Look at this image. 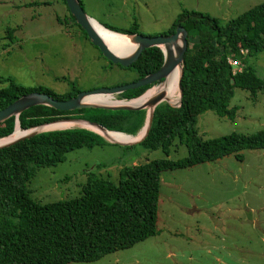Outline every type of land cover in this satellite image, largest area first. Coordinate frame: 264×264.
Wrapping results in <instances>:
<instances>
[{
    "label": "rangeland",
    "instance_id": "1",
    "mask_svg": "<svg viewBox=\"0 0 264 264\" xmlns=\"http://www.w3.org/2000/svg\"><path fill=\"white\" fill-rule=\"evenodd\" d=\"M80 1L85 14L100 25L127 28L136 22L144 33L157 34L171 25L181 9L207 13L224 22L264 0ZM66 17L61 0H0V78L55 93L110 87L135 79L134 71L107 62ZM7 28L14 30L11 42L4 38ZM247 63L258 77L264 76V52L247 58ZM231 106L237 108L232 119L208 109L198 114L197 135L207 139L264 128V91L251 98L247 90L234 87ZM75 127L81 126L71 128ZM100 137V145L75 148L65 152L63 161L36 168L26 183L30 197L41 204L73 198L80 194L87 172L116 183L121 167L164 157L160 149ZM239 153L241 159L229 154L162 171L156 234L98 260L68 264H264V149ZM185 155V146L175 140L167 158Z\"/></svg>",
    "mask_w": 264,
    "mask_h": 264
},
{
    "label": "trees",
    "instance_id": "2",
    "mask_svg": "<svg viewBox=\"0 0 264 264\" xmlns=\"http://www.w3.org/2000/svg\"><path fill=\"white\" fill-rule=\"evenodd\" d=\"M66 11L72 25L86 38L67 8ZM177 25L187 32L179 105L172 107L164 102L156 105L149 129L138 142L146 149H160L164 157L121 167L116 183L87 172L78 196L41 204L30 197L26 188L35 169L55 165L63 161L65 152L100 145L103 139L93 131L75 127L39 132L0 147V264L91 262L129 248L156 234L162 171L188 168L229 154L241 159V150L264 149V128L253 133L231 132L202 139L194 127L197 115L207 109L218 117L232 119L237 108L228 107V103L234 87L247 90L251 98L257 91H264V76L258 77L253 66L247 63V58L264 52V1L224 22L207 13L181 9L171 25L158 34L172 33ZM102 26L120 34H131L136 24L127 28ZM13 31L5 29L7 41L11 42ZM227 58L238 60L239 70L232 72ZM161 61L159 48L150 47L125 68L134 71V81L155 71ZM0 83L4 84L0 87V109L31 91L47 93L57 100L67 99L79 91L72 88L55 93L41 86L23 87L9 77L0 78ZM149 86L125 90L117 97L134 98ZM74 112L108 131L128 135H135L145 118L143 109L59 111L35 105L17 116L18 126L25 130ZM13 125L12 116L1 122L0 138L9 135ZM175 140L185 146L186 155L171 160L167 154Z\"/></svg>",
    "mask_w": 264,
    "mask_h": 264
},
{
    "label": "water",
    "instance_id": "3",
    "mask_svg": "<svg viewBox=\"0 0 264 264\" xmlns=\"http://www.w3.org/2000/svg\"><path fill=\"white\" fill-rule=\"evenodd\" d=\"M64 2H65V6L69 14L74 18L75 23L78 24L79 27L84 31L85 36L88 39V41L94 47L98 49L101 56L105 58L107 61H109L112 64H118L121 67H127L131 65L138 58V56L144 49H147L150 47H158L162 53V61H161L160 66L155 71L151 73H147L146 75L140 78H137L134 81L124 83L121 85H114L110 87H97V88H93L89 90L78 91L74 96L69 97L67 99H62V100L54 99L49 94L43 93V92H37V91L28 92L26 94L18 96L17 98L12 100L10 103H8L6 106L0 109V123L6 120L8 117H11V116L14 117L13 130L11 131L12 133L14 131L16 123L18 125L17 116L23 110L31 106H35V105H44V106H47V107H50V108H53L59 111H72V110H79V109H103V110H110V111H118V110L126 111V110L143 109L145 110V118H144L142 126L138 130L139 132L142 128H144V132L142 136L139 139L130 141V142L111 141V142L122 143V144L135 143V142L138 143L146 135L149 129L151 119H152V112L156 105H158L161 102L167 103L168 105L172 107L179 105V101L181 97L179 79L182 75L183 54L185 52L186 45H187L186 44V35H187L186 30L181 25H177L175 26L172 33H169L166 35H162V34L142 35L139 33L123 34L126 36L127 43L131 45V49L126 54H117L114 50H112L108 46V43L102 37H100V35H98V33L95 31V29L91 25V21H94L95 23L97 22L93 18L85 14L78 0H64ZM97 24L100 25L99 23ZM111 32H114V31H111ZM114 33H117V32H114ZM117 34H120V33H117ZM175 67L179 68V75L177 79V90H178V101L176 102L177 104L173 105L169 103L167 99L164 98V95H165L164 91L156 92L154 95L149 97L143 104H140V105H128V104L109 105V104L94 103V102L85 100L90 95L108 94L110 96H113V95L117 96L125 90L135 89L141 86L150 85L140 94L142 95L145 91L150 89L153 86V84L157 83V85H159L163 83L165 78L170 74V72ZM140 95L134 98H137ZM134 98H130V99H134ZM130 99H124V100H130ZM58 121H69V122L82 121L89 125L95 126L102 131H108L103 126L99 125L98 123L89 121L84 118L65 117V118H58L49 123L58 122ZM49 123H45V124H49ZM45 124H40V125L31 127L29 129H25V131L34 129L36 127H39ZM78 128H85V127H78ZM39 132L40 131H37V130L30 131L26 134H23L15 138L14 140L8 143L0 145V147L14 144L20 140L29 138ZM113 132H116V131H113Z\"/></svg>",
    "mask_w": 264,
    "mask_h": 264
},
{
    "label": "bare ground",
    "instance_id": "4",
    "mask_svg": "<svg viewBox=\"0 0 264 264\" xmlns=\"http://www.w3.org/2000/svg\"><path fill=\"white\" fill-rule=\"evenodd\" d=\"M91 25L95 29V31L102 37L107 43L108 46L114 50L117 54H126L130 51L131 45L127 43L126 36L123 34H117L111 32L102 26L98 25L94 21H91ZM113 45V47H112ZM179 75V68L175 67L170 74L165 78L164 82L159 84L157 87H152L145 91L142 95L137 98L130 99V100H113V98L108 94H96L90 95L85 100L100 103V104H109V105H119V104H128V105H140L143 104L149 97L154 95L158 91H164L165 95L164 98L171 104H174L178 101V90H177V79ZM76 125H80L81 127H85L88 130H91L97 134H100L102 137L109 141H116V142H130L139 139L143 132L144 128H142L135 136L128 135L125 133L113 132V131H102L99 128L89 125L85 122H69V121H58L53 122L45 125H41L34 129L30 130H21L19 126L15 125L14 131L5 137L0 138V145L8 143L15 138L26 134L30 131H48V130H55V129H64V128H71ZM132 139V140H131ZM128 140V141H126Z\"/></svg>",
    "mask_w": 264,
    "mask_h": 264
},
{
    "label": "flooded vegetation",
    "instance_id": "5",
    "mask_svg": "<svg viewBox=\"0 0 264 264\" xmlns=\"http://www.w3.org/2000/svg\"><path fill=\"white\" fill-rule=\"evenodd\" d=\"M79 1V4H80V6H81V1L80 0H78ZM82 7V6H81ZM66 22L69 24V25H72V23L70 22V19L68 18V17H66ZM135 22V21H134ZM135 24H136V22H135ZM133 33H139V34H142V35H155V34H146V33H144L141 29H139L138 28V26H137V24H136V27H135V32H133ZM158 34V33H157ZM78 92V91H77ZM76 92V93H77ZM75 93V94H76ZM74 94V95H75ZM73 95V96H74ZM70 97H72V96H70ZM80 113H76V112H74V113H67L66 115H64V116H62L61 118H65V117H69V118H80Z\"/></svg>",
    "mask_w": 264,
    "mask_h": 264
},
{
    "label": "built area",
    "instance_id": "6",
    "mask_svg": "<svg viewBox=\"0 0 264 264\" xmlns=\"http://www.w3.org/2000/svg\"><path fill=\"white\" fill-rule=\"evenodd\" d=\"M242 52H244V51H242ZM227 62L232 66V68H234L233 66H235L236 69L239 70L240 63L238 60L227 58ZM234 71H236V70H232V72H234Z\"/></svg>",
    "mask_w": 264,
    "mask_h": 264
}]
</instances>
